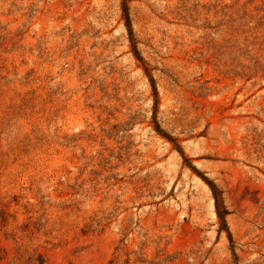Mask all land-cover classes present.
I'll use <instances>...</instances> for the list:
<instances>
[{"label":"rangeland","instance_id":"374dc122","mask_svg":"<svg viewBox=\"0 0 264 264\" xmlns=\"http://www.w3.org/2000/svg\"><path fill=\"white\" fill-rule=\"evenodd\" d=\"M128 7L0 0V264H264V0Z\"/></svg>","mask_w":264,"mask_h":264},{"label":"trees","instance_id":"16d2710c","mask_svg":"<svg viewBox=\"0 0 264 264\" xmlns=\"http://www.w3.org/2000/svg\"><path fill=\"white\" fill-rule=\"evenodd\" d=\"M128 1L129 0H122V9H123V14H124V19L126 21V26H127L128 31H129L130 42L132 44L134 53L137 56L138 51H137V47L135 45V39L133 37V32H132L131 21H130V17H129ZM146 74L149 77V80L151 82V85H152V88L154 91V95L156 97L155 102L157 103L158 102L157 90H156L154 78L148 73L147 69H146ZM155 128L159 134H161V135L164 134V133H162L163 131L160 129V126L158 125V123H156V120H155ZM163 136H165V135H163ZM211 188H212V193H213L214 200H215V208H216L217 217H218L220 224H221V227L223 229V228H226V224H227L226 223V217L228 215V210L223 203V199H222V196L220 195V192L214 186H211Z\"/></svg>","mask_w":264,"mask_h":264}]
</instances>
